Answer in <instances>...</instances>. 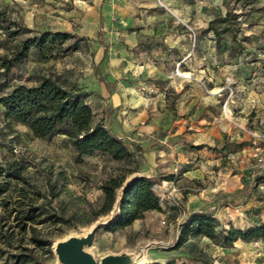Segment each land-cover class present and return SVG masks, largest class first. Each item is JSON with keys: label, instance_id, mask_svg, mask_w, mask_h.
<instances>
[{"label": "rangeland", "instance_id": "rangeland-1", "mask_svg": "<svg viewBox=\"0 0 264 264\" xmlns=\"http://www.w3.org/2000/svg\"><path fill=\"white\" fill-rule=\"evenodd\" d=\"M144 2L143 8L150 15L145 25L150 32L154 28L155 35L138 41V50L160 47L163 52L154 55L163 62L162 74L149 81L165 84L166 107L172 111L182 102L170 83L179 77L189 84L197 79L194 82L209 96L202 99L198 112L194 106V112H188L190 118L180 122L185 129L177 135L175 155L180 153L181 160L176 155L172 162L173 169L185 161L189 165L201 162L199 176L165 185L173 177L163 169L165 163L145 166L143 151H166L161 144L166 135L162 129L145 134V145L123 139L133 157L117 162L99 153L78 155L63 135L36 138L27 127L6 121L0 106V167L13 160L26 166L24 179L12 181L0 198V264H14L12 256L18 254H33L36 264H62L54 244L68 236L97 264H164L169 260L187 264H264V240L239 239L231 246H221L204 236H190L178 244L181 225L194 214L189 200L195 198L204 202L196 209L216 215L219 226L226 231L264 225V0ZM92 5L88 0H0V14L6 20L0 22V57H10L24 39L33 35L20 32L10 37L21 28L70 32L77 38L57 44L47 58L39 57L32 48L8 73L0 66V96L18 85H35L44 76L57 78L84 92L96 112L95 121L101 119L109 131H117L111 116L113 107L90 101L94 96L89 93L94 91L85 90V85L91 87L93 82L105 79L103 64L113 60L110 56H117L112 47L118 44L115 38H106L105 32L97 30L106 25L96 21L101 11ZM211 22L219 32L224 28L230 31L216 38L208 29ZM120 44L124 58L151 57L149 53L140 54L137 46ZM180 45L198 62L195 71L182 70L178 65L180 56L173 52H178ZM208 62L215 73L210 88L204 77V64ZM211 106L214 110L205 108ZM201 111L205 117H199ZM172 115L160 121L173 123L180 119L174 112ZM213 115H217L213 120L219 131L197 128V124L207 127L209 119H202ZM127 136L133 138L130 133ZM121 176L125 178L115 191L112 209L100 214L102 185ZM141 176L152 181L157 191L167 186L160 193L169 199L160 211L146 212L127 227L109 230L120 211L124 189L133 178ZM28 208L41 215L26 220ZM36 238L40 243L35 242ZM23 264L33 263L30 260Z\"/></svg>", "mask_w": 264, "mask_h": 264}, {"label": "trees", "instance_id": "trees-1", "mask_svg": "<svg viewBox=\"0 0 264 264\" xmlns=\"http://www.w3.org/2000/svg\"><path fill=\"white\" fill-rule=\"evenodd\" d=\"M217 21L225 22L224 19ZM0 22H6L1 14ZM212 23L208 29L214 32L216 38L230 31L229 28H224L219 32L212 27ZM20 32L33 35L24 39L10 57H0V66L5 73H8L15 63L23 60L32 48L39 57L47 58L51 56L57 44L63 45L69 40L77 39L70 32H39L27 28L10 33V37ZM0 106L6 121L27 127L36 138L66 136L78 155L92 156L99 153L117 162L133 157L126 144L113 136L102 121H95V114L86 102V94L74 87H68L57 78L44 76L35 85H18L0 96ZM25 169V164L17 160L0 167V198L7 192L12 181L19 182L24 179ZM124 178H111L102 185L104 199L100 214L112 209L116 200L115 191L122 186ZM119 208L118 215L109 224L108 229L111 231L129 226L133 221L143 218L146 212L160 211V200L154 191V183L142 176L133 178L123 191ZM40 215L41 212L28 208L24 218L32 221ZM190 236H204L216 240L221 246H231L239 239L264 240V225L251 227L246 231L235 228L226 231L219 226L213 215L194 213L181 225L178 244L184 243ZM35 242L40 243L37 238ZM1 256L0 251V259ZM12 258L14 264H23L30 260L36 264L37 261L33 254H18ZM164 264L187 263L169 260Z\"/></svg>", "mask_w": 264, "mask_h": 264}, {"label": "crops", "instance_id": "crops-1", "mask_svg": "<svg viewBox=\"0 0 264 264\" xmlns=\"http://www.w3.org/2000/svg\"><path fill=\"white\" fill-rule=\"evenodd\" d=\"M94 6L92 8H98L101 11V15L96 18V21L103 22L106 26L103 28H98L97 30L105 32L104 36L106 38H115L117 45L112 47L114 49L113 53H117V56H110L113 60H108L103 64L105 69L106 77L103 81H95L91 87H87L85 90L93 89L89 94L93 97L90 101H95L102 107H113L114 113L111 115L112 119H115L117 131H110V133L120 140H130L139 143V145H145L147 143L145 134L154 133L157 131H166V135L162 139V146L166 151H162L161 154L149 151H143L142 157L145 162V166L157 165V162L165 163L163 169L167 171V174H171L172 179H167L165 185L171 184L174 182L180 181L183 177L186 178H195L199 176L201 170L200 164L189 165L185 160L179 168L173 169L172 162H175V156L177 155L178 161L181 154L175 155V149H177V135L181 134L185 127L180 124L184 119L190 118L188 112H194V106H196V112H198L202 99L209 97L205 90L194 80L189 84L188 80L183 77L176 78L171 81V85H175L177 95L179 96V104H175L174 110L171 111L166 107L165 100V84L160 86L158 84L153 85L149 80L150 78L159 77L161 73V67L163 62L157 60L154 55H162V51L159 48L152 47L144 51V47L140 50L141 45L138 41H141L145 36L151 35L154 36V28L150 32L145 24H147V15L146 11L143 8L144 0H88ZM96 13V12H95ZM97 14V13H96ZM120 42H124V45L131 44L137 46L136 50L142 53H149L150 59L138 60L134 58H124L121 54L122 46ZM139 44V45H138ZM167 49V47H166ZM184 45H180V49L174 51L173 53L179 54L180 61L178 65L182 70H194L197 68L198 62L194 60L193 55L186 54ZM158 57V56H157ZM191 57V58H190ZM207 68L204 77L208 83L209 88L215 79V73L210 70V63L204 64ZM193 71V72H194ZM194 75V73H192ZM89 95V97H90ZM186 96V97H185ZM179 100V101H180ZM93 110V105L91 102L86 101ZM185 106V109H184ZM190 107H192L191 110ZM208 108L207 110H214L213 107ZM204 110V108L202 109ZM96 114L95 110H93ZM175 115L180 118L179 120L173 121L165 119L160 121L161 118H166L168 116ZM217 113V112H216ZM203 111L199 113V117H205ZM206 117L202 119L205 121L209 119L208 125L197 128H209L219 131L218 126L215 124V117ZM214 119V120H213ZM98 122L101 119L97 120ZM201 121V122H202ZM200 122V120H199ZM198 122V123H199ZM194 126V125H193ZM132 134V137L127 136V134ZM159 155H162L159 157ZM179 171V177L176 176ZM157 187V186H156ZM154 185V188H156ZM167 188V186H165ZM160 187L159 192L154 189L156 195L160 200V206L163 209V204H166L164 195L160 192H163V189ZM203 197V196H200ZM166 199V200H165ZM192 202L193 213H207L205 210L196 209L203 206V201L199 198L189 200ZM213 217H217L213 214ZM217 219V218H216Z\"/></svg>", "mask_w": 264, "mask_h": 264}, {"label": "water", "instance_id": "water-1", "mask_svg": "<svg viewBox=\"0 0 264 264\" xmlns=\"http://www.w3.org/2000/svg\"><path fill=\"white\" fill-rule=\"evenodd\" d=\"M55 252L59 262L62 264H97L88 254L81 250L79 243L74 238H69L59 243ZM107 264H122V262Z\"/></svg>", "mask_w": 264, "mask_h": 264}, {"label": "bare ground", "instance_id": "bare-ground-1", "mask_svg": "<svg viewBox=\"0 0 264 264\" xmlns=\"http://www.w3.org/2000/svg\"><path fill=\"white\" fill-rule=\"evenodd\" d=\"M70 237H71V236H68V237H66L64 240L57 241V242L54 244V250L56 251V249H57L59 243H62V242H64V241L68 240ZM127 263H130V262L128 261Z\"/></svg>", "mask_w": 264, "mask_h": 264}]
</instances>
